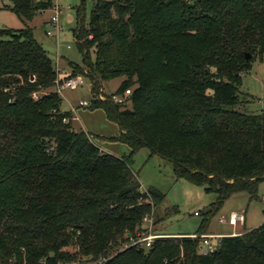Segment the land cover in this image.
Returning a JSON list of instances; mask_svg holds the SVG:
<instances>
[{
    "label": "trees",
    "instance_id": "16d2710c",
    "mask_svg": "<svg viewBox=\"0 0 264 264\" xmlns=\"http://www.w3.org/2000/svg\"><path fill=\"white\" fill-rule=\"evenodd\" d=\"M84 2L72 30L83 66L68 63L73 74L59 82L87 77L86 107L117 123L111 139L129 152L106 153L74 131L60 95L48 91L58 73L32 30L0 28V264H264V222L221 237L207 254L199 237L126 247L164 199L142 190L131 169L142 148L171 162L177 179L216 194L207 216L232 194L255 197L264 112L237 107L242 75L264 53V0H92L87 20ZM51 6L11 0L7 8L29 21ZM116 78L115 91L98 98ZM126 90L123 103L111 99Z\"/></svg>",
    "mask_w": 264,
    "mask_h": 264
},
{
    "label": "rangeland",
    "instance_id": "374dc122",
    "mask_svg": "<svg viewBox=\"0 0 264 264\" xmlns=\"http://www.w3.org/2000/svg\"><path fill=\"white\" fill-rule=\"evenodd\" d=\"M51 1L52 6L45 12L37 13L31 20L24 21L7 8L11 6V0H0V28L29 27L33 38L46 51L56 70L63 71L56 78L60 81L73 74L68 63L83 66L82 55L77 49L72 33L77 23L75 9L81 0ZM55 6L60 11L59 23L62 30L56 36H52L47 35L45 31L51 30L49 18ZM84 6V15L87 20L92 8V0H85ZM79 76L83 78L82 84L57 92L61 97L60 110L70 112L73 117L71 120L73 130L88 134L91 141L101 151L115 156L128 154V146L111 139L119 135L120 130L117 123L108 119L102 109L91 110L79 105L80 101L88 103L92 98L90 80L84 75L75 77ZM120 80L116 78L105 82L98 98L104 99L110 96ZM48 91H56V87H51ZM239 98L241 101L237 107L239 112L247 114L264 112V53L261 59L255 58L250 70L242 75ZM126 107L130 108L131 104L127 103ZM131 169L136 173L142 190L153 188L164 194L162 203L154 207V215L150 216L152 225L149 230L154 234H192L200 230L212 234L230 233L233 230L229 224L231 213L242 216L241 220H237V227L234 230L255 228L264 222V180L258 184L255 197L244 191L232 194L224 200L215 213L207 216L206 211L216 201V194L207 192L203 187L184 178L177 179L173 174L171 162L157 155H150L147 148H142L134 155ZM205 218L206 222L201 226ZM243 219H245V226H243ZM148 225L149 223L144 221V226ZM212 241H217V239H212ZM69 250L73 252L75 249L69 248ZM79 260L82 259L75 258L72 261L58 264H71Z\"/></svg>",
    "mask_w": 264,
    "mask_h": 264
},
{
    "label": "built area",
    "instance_id": "2783aa9c",
    "mask_svg": "<svg viewBox=\"0 0 264 264\" xmlns=\"http://www.w3.org/2000/svg\"><path fill=\"white\" fill-rule=\"evenodd\" d=\"M47 9H40L37 11V13H43L45 12ZM53 14L50 16L49 18V27L51 28V30H46V34L47 35H52V36H56V34H58L61 30H62V26L59 23V8L57 6H55L53 8ZM62 70L59 71L57 70L58 76H60L62 74ZM83 83V78L82 77H72V78H68L66 79L64 82H59L58 80L55 81V87H56V92H60L62 89L64 88H75L77 85L82 84ZM130 94L129 90H126L124 92L123 95H112L111 99L116 102V103H123L125 98ZM34 98H36V95H34ZM89 103V102H88ZM87 102L85 101H80L79 105L81 106H87L88 105ZM64 122H67L66 119H64ZM238 219H242L241 215H238L236 213H231L230 215V223L235 224L236 221ZM148 222L149 225L147 226V232H142L141 235H137V237L135 238H131L129 244L126 245V247L128 246H138V247H149L151 246V244L153 243V241L157 238H161V237H182V236H186V237H190V238H194V237H199L201 240L200 243V252L202 254H207V253H212L217 249V246L220 242L221 237L217 236V235H182V236H170V235H161V234H154L151 232V230H149L151 227V219L149 216L144 217L143 222ZM212 239H217V241H212ZM105 261V259H99L97 261H84V260H79L77 262L71 263V264H102ZM69 264V263H67Z\"/></svg>",
    "mask_w": 264,
    "mask_h": 264
},
{
    "label": "crops",
    "instance_id": "0c3cea01",
    "mask_svg": "<svg viewBox=\"0 0 264 264\" xmlns=\"http://www.w3.org/2000/svg\"><path fill=\"white\" fill-rule=\"evenodd\" d=\"M223 221V220H222ZM229 224L233 227V230L229 233H219V234H212V233H204V234H201V235H217V236H220V237H224V236H233V235H237V234H241L247 230H250V229H253L252 227L251 228H244L242 231L240 230H234L236 227H237V221L235 224H232L230 223V220H229ZM243 226H245V219H243ZM194 233L192 234H164V235H170V236H182V235H193Z\"/></svg>",
    "mask_w": 264,
    "mask_h": 264
},
{
    "label": "water",
    "instance_id": "95a60500",
    "mask_svg": "<svg viewBox=\"0 0 264 264\" xmlns=\"http://www.w3.org/2000/svg\"><path fill=\"white\" fill-rule=\"evenodd\" d=\"M247 57H249V55H247ZM30 79H33V76H31ZM51 254H52V253H50V255H51Z\"/></svg>",
    "mask_w": 264,
    "mask_h": 264
}]
</instances>
